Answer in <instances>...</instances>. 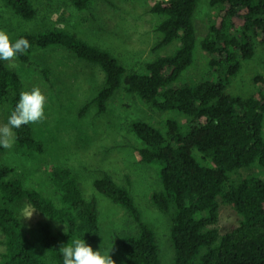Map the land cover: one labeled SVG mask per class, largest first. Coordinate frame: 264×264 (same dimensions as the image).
Wrapping results in <instances>:
<instances>
[{
  "label": "trees",
  "instance_id": "1",
  "mask_svg": "<svg viewBox=\"0 0 264 264\" xmlns=\"http://www.w3.org/2000/svg\"><path fill=\"white\" fill-rule=\"evenodd\" d=\"M1 1L24 19L37 14L33 0ZM93 1L72 0L79 10L88 9ZM199 1L154 0L151 11L158 16L155 28L160 34L155 49L177 40L180 43L174 52L147 62L144 71L128 69L109 49L64 28L22 30L9 37L13 43L21 37L29 41L31 47L17 57L47 78L50 68L33 55L51 46L64 47L102 68L103 84L82 105L80 116L92 106L98 114L105 113L123 86L157 110H176L190 117L188 126L175 118L165 120L163 127L147 119L131 124L143 142L136 146L141 160L161 166L162 188L152 192L151 200L171 218L175 264H264V178L232 177L244 167L264 166V87L247 96L228 89L243 60L255 54V37L264 44V0H209L217 7V19L209 23L200 47L209 52L207 63L214 75L191 85L180 80L195 62L198 31L194 17ZM255 80L264 84V73ZM12 91L14 111L24 83L17 70L0 60V101ZM15 135L20 147L45 150L31 124L16 128ZM127 179L119 183L103 171L94 182L98 191L122 205L137 224L136 231L119 235L126 263L165 264L156 231L143 219ZM51 180L60 202L27 185L16 175L15 166L0 160V197L7 202L26 198L52 219L40 222L39 235L33 239L16 211L0 205V243L5 245L0 264H63L59 248L75 239L94 248L101 231L97 197L85 195L77 173L68 166L52 165ZM221 201L243 216L239 225L224 234L219 227Z\"/></svg>",
  "mask_w": 264,
  "mask_h": 264
},
{
  "label": "rangeland",
  "instance_id": "2",
  "mask_svg": "<svg viewBox=\"0 0 264 264\" xmlns=\"http://www.w3.org/2000/svg\"><path fill=\"white\" fill-rule=\"evenodd\" d=\"M37 14L24 19L0 0V31L9 36L22 30L64 28L80 38L109 49L130 70H146V63L159 55L175 51L178 40L165 48L155 49L159 32L155 25L158 16L151 11L154 0H94L85 10L77 9L72 0H33ZM217 19V7L209 0H200L194 17L198 31L195 62L182 75L180 82L194 85L198 79L213 77L207 58L209 52L200 47L201 39L209 31V23ZM256 51L252 58L243 60L237 75L232 77L229 91L233 94L250 95L264 87L255 76L264 73V44L255 37ZM34 58L50 68L47 78L31 64L16 57L7 63L17 70L24 83V91L38 87L46 97L45 119L31 124L35 135L45 144L40 152L20 147L16 135L12 149L0 146V160L15 166L16 175L29 185L39 188L44 194L60 202V195L51 180V168L61 164L73 169L81 181L87 197L96 196L100 208L101 231L94 251L109 253L116 264H127L119 235L136 231L137 224L120 204L98 191L95 180L103 171L110 172L119 183L131 180L132 192L142 210L143 219L155 229L165 264H175L174 245L170 237L171 218L151 200L152 192L162 188L159 176L160 164L146 163L136 146L143 142L131 129L137 119H147L163 127L165 120L175 118L188 126L190 117L176 110L160 111L129 94L122 86L109 102L105 113L98 114L92 106L84 116L79 111L82 105L103 84L105 73L92 62L82 60L68 49L51 46L34 52ZM10 92L0 101V125L6 124L13 111ZM15 134V129L13 130ZM200 158V153L195 150ZM247 176L264 178V166L244 167L232 175L233 180ZM18 216L24 209L34 210L31 218H21L24 230L33 239L39 235L41 221L52 220L36 209L28 199L5 201ZM243 216L232 205L221 201L219 227L221 233L230 231L241 223ZM2 232L0 229V238ZM5 245L0 243V258Z\"/></svg>",
  "mask_w": 264,
  "mask_h": 264
},
{
  "label": "clouds",
  "instance_id": "3",
  "mask_svg": "<svg viewBox=\"0 0 264 264\" xmlns=\"http://www.w3.org/2000/svg\"><path fill=\"white\" fill-rule=\"evenodd\" d=\"M30 47L27 39L21 37L13 43L6 32L0 31V60L12 61ZM45 103L46 97L40 88L22 91L7 123L0 125V146L12 149L15 139L14 129L42 122L45 119ZM34 210L24 209L21 218H31ZM59 249L63 256V264H116L109 254L112 248L107 254H102L101 251H94L91 245L81 239H75L71 244L67 243Z\"/></svg>",
  "mask_w": 264,
  "mask_h": 264
}]
</instances>
